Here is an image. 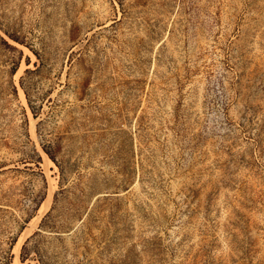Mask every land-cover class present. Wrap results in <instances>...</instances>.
<instances>
[{
	"label": "rangeland",
	"instance_id": "1",
	"mask_svg": "<svg viewBox=\"0 0 264 264\" xmlns=\"http://www.w3.org/2000/svg\"><path fill=\"white\" fill-rule=\"evenodd\" d=\"M37 252L264 264V0H0V264Z\"/></svg>",
	"mask_w": 264,
	"mask_h": 264
},
{
	"label": "trees",
	"instance_id": "2",
	"mask_svg": "<svg viewBox=\"0 0 264 264\" xmlns=\"http://www.w3.org/2000/svg\"><path fill=\"white\" fill-rule=\"evenodd\" d=\"M15 47V46H14ZM47 217H49V214H47L46 216H45V219L43 220V223H42V227L43 228H49V229H51V228H53L54 229V227H51V226H47L46 225V223H45V221H46V218ZM22 226H24V225H22ZM54 231V230H53ZM55 231H58V230H55ZM36 235V234H35ZM35 235H33L32 237H30V239L26 242V244L24 245V248H23V250H24V252H23V254H22V260H23V262H27L28 261V259H29V257H30V255L31 254H29V253H25L26 252V250L28 249V245H29V243H30V240L32 239V238H34V236ZM11 253V251H8L7 253ZM9 257V256H8ZM36 259H38L42 264H51L46 258H44V256L40 253V252H37V255H35L34 256ZM28 264H32L31 262H29Z\"/></svg>",
	"mask_w": 264,
	"mask_h": 264
},
{
	"label": "bare ground",
	"instance_id": "3",
	"mask_svg": "<svg viewBox=\"0 0 264 264\" xmlns=\"http://www.w3.org/2000/svg\"><path fill=\"white\" fill-rule=\"evenodd\" d=\"M51 193H52V191H51ZM46 206H47V205H46ZM44 207H45V206H44V203H43V205L41 206V209L44 208ZM44 209H45V208H44ZM46 209H47V208H46ZM42 213H43V212H42ZM25 232H26V231H25ZM21 238H22V237H21ZM20 242H22L21 239H20L19 242L17 243L16 247L19 246V243H20ZM21 244H22V243H20V245H21ZM17 249H19V247H17Z\"/></svg>",
	"mask_w": 264,
	"mask_h": 264
}]
</instances>
